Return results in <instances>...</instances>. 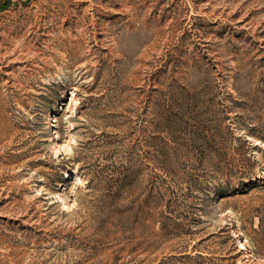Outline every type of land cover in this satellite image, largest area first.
<instances>
[{
	"label": "rangeland",
	"instance_id": "obj_1",
	"mask_svg": "<svg viewBox=\"0 0 264 264\" xmlns=\"http://www.w3.org/2000/svg\"><path fill=\"white\" fill-rule=\"evenodd\" d=\"M0 264H264V0H0Z\"/></svg>",
	"mask_w": 264,
	"mask_h": 264
}]
</instances>
